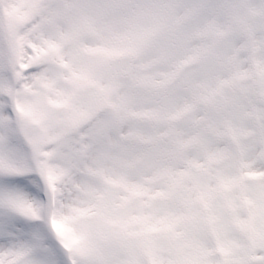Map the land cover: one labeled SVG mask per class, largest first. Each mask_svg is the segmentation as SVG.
<instances>
[{"label": "snow or ice", "instance_id": "obj_1", "mask_svg": "<svg viewBox=\"0 0 264 264\" xmlns=\"http://www.w3.org/2000/svg\"><path fill=\"white\" fill-rule=\"evenodd\" d=\"M0 264H264V0H0Z\"/></svg>", "mask_w": 264, "mask_h": 264}]
</instances>
